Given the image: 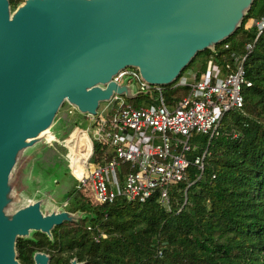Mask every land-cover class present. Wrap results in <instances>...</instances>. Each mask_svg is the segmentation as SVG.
<instances>
[{
  "label": "trees",
  "instance_id": "trees-1",
  "mask_svg": "<svg viewBox=\"0 0 264 264\" xmlns=\"http://www.w3.org/2000/svg\"><path fill=\"white\" fill-rule=\"evenodd\" d=\"M23 2L9 0L11 11ZM263 15L264 0H253L229 36L213 48L198 51L172 83L159 86L165 102L187 95V85L175 84L199 57L196 78L210 56L222 74L234 71L237 61L232 51L242 53L256 36V28L246 30L244 23ZM225 43L229 48L223 47ZM243 69L251 85L242 90V107L223 116L218 134L198 140L199 149L192 156L207 148L204 171L198 178L199 171L190 166V184L170 186V210L156 197L143 203L123 199L100 203L89 186L75 185L68 191L65 207L81 216L55 225L50 234L31 230L18 236L19 263L34 264V254L43 252L49 256L48 264H71L72 259L81 264H264V28ZM155 97L157 90L152 88L127 102L139 107L155 102ZM63 108L64 102L47 136L22 150L10 173L12 187L24 200L36 190L50 195L45 188L47 174L68 165L55 147L56 140L82 128L85 118H73L66 108L61 112ZM73 135L82 137L85 158L89 151L85 133L77 130ZM100 233L104 236L96 240Z\"/></svg>",
  "mask_w": 264,
  "mask_h": 264
},
{
  "label": "water",
  "instance_id": "water-1",
  "mask_svg": "<svg viewBox=\"0 0 264 264\" xmlns=\"http://www.w3.org/2000/svg\"><path fill=\"white\" fill-rule=\"evenodd\" d=\"M252 1L24 0L11 11L0 0V264H20L18 236L75 220L43 213L40 201L4 212L19 153L40 140L61 104L94 115L113 91L127 95L111 81L127 67L151 85L172 83L198 51L236 29ZM33 260L48 264L49 256Z\"/></svg>",
  "mask_w": 264,
  "mask_h": 264
},
{
  "label": "built area",
  "instance_id": "built-area-1",
  "mask_svg": "<svg viewBox=\"0 0 264 264\" xmlns=\"http://www.w3.org/2000/svg\"><path fill=\"white\" fill-rule=\"evenodd\" d=\"M252 27L256 28V36L245 44V51H232L237 61L234 71L222 74L221 66L210 56L198 78L196 72L181 76L175 85H187L189 91L169 104L160 85L149 84L137 68H124L113 75L111 81L118 85L126 77L138 79L139 91L155 88L157 97L149 105L134 107L121 93L113 91L102 108L98 105L94 115L86 114L87 126L71 132L83 131L89 138L81 172L76 174L72 157L59 151L67 159L77 187L89 186L100 203L116 199L143 203L156 197L170 210V186L178 182L189 185L190 166L199 171L198 178L204 171L207 148L192 156L199 149L198 142H191L193 134L210 139L218 134L223 116L242 107V90L251 85L245 78L243 64L264 28V15L256 20L247 19L244 28ZM223 47L227 49L229 45L225 43ZM100 85L104 87L106 83ZM73 109L76 107L71 105L68 112ZM33 202L34 199H28L29 204ZM67 202L68 199L57 204L56 211ZM103 236L100 233L95 239Z\"/></svg>",
  "mask_w": 264,
  "mask_h": 264
},
{
  "label": "rangeland",
  "instance_id": "rangeland-1",
  "mask_svg": "<svg viewBox=\"0 0 264 264\" xmlns=\"http://www.w3.org/2000/svg\"><path fill=\"white\" fill-rule=\"evenodd\" d=\"M209 47L213 48V45L211 44V45H209ZM200 60H201V57H199L198 60L184 72V74L188 75V73H194L195 70H197L201 64ZM127 68L130 69L133 67H127ZM120 85L126 86L128 88L127 95L124 92L121 93L122 98H124L125 100L132 99L131 97H134L135 95H137V93L141 92L138 90L139 89L138 79H135L133 77L124 78L121 81ZM142 92H145V91H142ZM105 103H106V101L100 102L99 108H102L105 105ZM69 105L70 104H68V102L64 101V108L61 109V112H63L64 109ZM69 107H71V105ZM69 107L66 108L67 112H68ZM72 111L73 112H71V113L68 112L71 117H73V118L79 117L80 121L83 118H85L84 119L85 121L84 120L81 121L82 122L81 127L85 128V126H87V124H88V118H87L86 114L79 112L77 110V108L73 109ZM46 132L47 131L40 134V136H39L40 140L47 136ZM73 133L64 137V138L58 139L57 143H55V147L57 148L58 151H61L64 155H66L68 157H72V159H73L72 167L74 169V172L76 174H78L81 172L82 165H83L84 159H85L84 158V152H83L84 151L83 150V141H82L81 136H79V135L75 136V135H73ZM90 134H91V131H90ZM202 137H203V135H201V134H193V136L191 138V142H193V141L198 142V140H201ZM60 147H61V150H60ZM55 165L56 164H54V166ZM49 169L52 171L53 166H49ZM45 171L48 173L50 172L47 169V167H46ZM47 176H48V181L46 182L45 188L48 192H50L51 196L47 195V193H45L43 191L36 190L35 192H33V195L28 199H34V201H40V208L41 209H56L55 206H57V204H61L63 201H65L68 198V191L73 186L77 185V182L75 181V178L72 176L70 167L67 164H65V165L62 164L59 167V169H57V171L51 172V175L47 174ZM11 185L13 186V181L11 182ZM9 196L12 199V201L10 203L11 205L4 209V212L8 216L11 215L15 209H17L23 205H26L28 203V199L24 200L23 196H21V193H19L13 187L11 188V190L9 192L8 197ZM50 197H52V198H50ZM66 209H67L66 207H59L58 211H67L69 217L74 218V219L81 216V214L78 212H71V211L66 210Z\"/></svg>",
  "mask_w": 264,
  "mask_h": 264
},
{
  "label": "bare ground",
  "instance_id": "bare-ground-1",
  "mask_svg": "<svg viewBox=\"0 0 264 264\" xmlns=\"http://www.w3.org/2000/svg\"><path fill=\"white\" fill-rule=\"evenodd\" d=\"M45 132V131H44ZM85 133V132H84ZM86 135V134H85ZM86 137H87V142H89V138H88V136L86 135ZM88 145H89V143H88Z\"/></svg>",
  "mask_w": 264,
  "mask_h": 264
}]
</instances>
